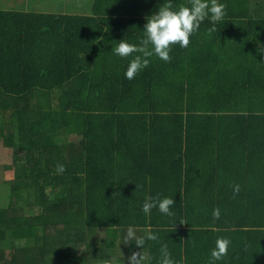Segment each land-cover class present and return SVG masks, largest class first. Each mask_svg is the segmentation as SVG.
<instances>
[{
    "label": "trees",
    "instance_id": "obj_1",
    "mask_svg": "<svg viewBox=\"0 0 264 264\" xmlns=\"http://www.w3.org/2000/svg\"><path fill=\"white\" fill-rule=\"evenodd\" d=\"M163 2L0 9V264H158L164 245L207 264L217 238L231 241L218 264H264V8L219 0L222 20L128 80L133 57L111 50L139 45ZM149 196L173 198L172 215L143 214Z\"/></svg>",
    "mask_w": 264,
    "mask_h": 264
},
{
    "label": "clouds",
    "instance_id": "obj_2",
    "mask_svg": "<svg viewBox=\"0 0 264 264\" xmlns=\"http://www.w3.org/2000/svg\"><path fill=\"white\" fill-rule=\"evenodd\" d=\"M173 0H164L158 10L146 17L144 25V38L139 45L128 43L121 40L112 48L111 53L121 58L133 57L127 66L124 76L132 80L143 69L147 68L150 58H156L165 62L170 60V52L173 46L179 45L186 48L190 43L191 35L200 28L204 21H209L213 25L222 20L224 16L225 5L219 0H189L188 4L174 6ZM214 30V29H212ZM211 31V30H210ZM133 54H136L133 56ZM65 167L57 165V173L62 174ZM238 192V186L235 188ZM175 205L173 198L164 197L156 198L147 197L143 202L140 210L143 214L150 215L153 208H156L162 215L171 216L172 207ZM213 217L219 219L220 210H213ZM131 235V230H129ZM147 239L157 240L155 233L149 232ZM143 241H140L142 243ZM231 241L227 238H217L215 247L211 249L207 264H218L228 254ZM161 258L158 264H176L172 259L167 245L161 247Z\"/></svg>",
    "mask_w": 264,
    "mask_h": 264
},
{
    "label": "rangeland",
    "instance_id": "obj_3",
    "mask_svg": "<svg viewBox=\"0 0 264 264\" xmlns=\"http://www.w3.org/2000/svg\"><path fill=\"white\" fill-rule=\"evenodd\" d=\"M95 0H0V9L12 10L27 13H44V14H63V15H74V16H90L92 15V9ZM222 68V67H221ZM220 68V69H221ZM12 151L9 149H3L0 147V185L6 180L4 176L5 166L11 164ZM7 197L3 188H0V202L7 203ZM30 209V208H29ZM29 209L25 208L24 214H29ZM41 209L36 208L33 210L34 214H39ZM100 233L90 232V237H95L98 239ZM35 246V247H34ZM31 249H36L33 253V261L41 260V255H39L37 245H34ZM61 247V246H60ZM57 251H63V249L58 248ZM50 251H48V254ZM24 255V253L22 252ZM26 258V257H25ZM26 258V262H27ZM27 264H32L28 262Z\"/></svg>",
    "mask_w": 264,
    "mask_h": 264
},
{
    "label": "crops",
    "instance_id": "obj_4",
    "mask_svg": "<svg viewBox=\"0 0 264 264\" xmlns=\"http://www.w3.org/2000/svg\"><path fill=\"white\" fill-rule=\"evenodd\" d=\"M256 2H260L259 5H261V6L264 8V0H253V3L256 4ZM228 68H229V67H228ZM228 68H226V66H223L221 69H219V71H221V72L224 73V72L227 71Z\"/></svg>",
    "mask_w": 264,
    "mask_h": 264
}]
</instances>
